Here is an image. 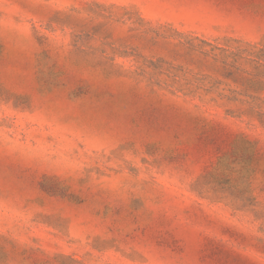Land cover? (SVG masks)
<instances>
[{"label":"rangeland","instance_id":"obj_1","mask_svg":"<svg viewBox=\"0 0 264 264\" xmlns=\"http://www.w3.org/2000/svg\"><path fill=\"white\" fill-rule=\"evenodd\" d=\"M0 264H264V0H0Z\"/></svg>","mask_w":264,"mask_h":264}]
</instances>
